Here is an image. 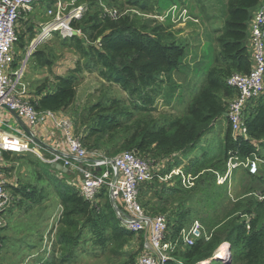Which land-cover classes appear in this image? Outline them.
I'll return each mask as SVG.
<instances>
[{"label": "trees", "instance_id": "obj_1", "mask_svg": "<svg viewBox=\"0 0 264 264\" xmlns=\"http://www.w3.org/2000/svg\"><path fill=\"white\" fill-rule=\"evenodd\" d=\"M44 1L40 0L35 6L45 4ZM98 1L88 0L89 6L97 5ZM168 1L171 7L177 6L188 11L184 6L186 0H156L155 4L151 0H124L125 4L142 13L156 6L158 15L171 8L166 7ZM49 2L54 4L55 0ZM260 4L261 0H225L222 27L216 30L217 36L213 40L212 35L208 36L201 51V59L197 61L201 68L202 83L182 116L154 118L157 99L161 97L163 105H170L172 92L188 81V78L185 80L180 75L187 56V44L178 38L181 32L173 29L171 20L166 19L164 23L154 20L155 23L151 24L138 23L126 17L112 21L100 18V13L91 15L89 12L70 23V28L80 31L81 36L61 39L63 45L72 48L84 64L78 63L77 68L70 70L66 76H55L54 82L47 80L37 87L31 104L36 110L62 114L77 96L82 73L97 72L101 79L118 86L127 95L129 103L105 99L85 108L79 122L75 120L73 125V133L79 137L83 147L100 150L108 158L122 152H132L155 164L175 159V155L185 154L187 150L199 149L201 138L210 131L214 122L222 117L227 119L225 113L228 102L235 95L234 89L227 84L228 78L233 74H248L251 70L248 29L253 12ZM188 14L191 15L189 11ZM28 31L29 41H32L33 26ZM53 34L60 36L59 31ZM20 46H23L22 42ZM33 57L37 68L51 71L53 62L49 55L37 51ZM175 76L180 79L179 82ZM162 87L171 94L163 97ZM245 124L250 141H235L227 120L221 149L213 152L207 146L199 160L196 157L184 167L185 176L190 174L198 177L202 171L215 172L210 175L212 182L206 186L210 191L211 202L208 209L205 206L202 208L201 216L193 206L194 188L200 177L188 189L183 187L180 180L159 186L153 182L158 179H154L140 186L139 202L148 215L170 211L167 218V240L175 239L180 230L189 227L194 220L205 226L209 234L207 240L199 239L192 246L183 247L179 244L165 264H201L204 261H210L208 264H264V218L260 212L264 205L254 198L244 196L251 200L238 206L235 204L232 211L230 203L221 202V196L217 194L218 185L215 184L219 175L216 173L223 174L226 171L228 152H237L243 160L249 156L264 160L260 156L261 151H264V92L248 104ZM4 156L9 159L8 155ZM29 164L39 165L38 160ZM44 165L51 168L49 164ZM53 172L59 181L54 188L61 207L59 228H56L53 244V252L60 250L59 264L73 258L74 250L83 240L86 230L91 233L90 239L102 250L109 248L117 254L130 245L136 234L121 227L105 190L99 196L100 207L95 210L78 195L74 182L67 180L69 174L55 169ZM169 172L167 168L162 175ZM248 177L264 185V176L248 173ZM208 178L209 174L207 178H201L197 185H203ZM226 185L221 187L225 189L229 202L237 203L238 200L229 198ZM12 189L15 194L36 201L37 188L29 185L20 188L18 184ZM260 191L264 192V187ZM148 192L151 195L149 198ZM145 200L149 201L142 204ZM235 211L241 212L234 216ZM193 214L195 217H192ZM141 236L138 252L144 245ZM224 243L230 246L231 256L214 259L218 248L222 245L226 247ZM45 264H54V259Z\"/></svg>", "mask_w": 264, "mask_h": 264}, {"label": "rangeland", "instance_id": "obj_2", "mask_svg": "<svg viewBox=\"0 0 264 264\" xmlns=\"http://www.w3.org/2000/svg\"><path fill=\"white\" fill-rule=\"evenodd\" d=\"M44 2L45 4L40 3L35 6L31 13L22 16L23 18L19 20L16 28L15 66H20L26 53L31 50L30 46L34 43V52L26 65V73L24 76L29 86V94L32 96L35 94L36 88L43 85L47 80L54 82L55 76H66L70 70L77 68L78 63L84 64V61L79 59L72 48L63 45L61 39L68 37L66 29H59V37L51 33L45 35L40 41L34 42L43 32L42 29L48 24L55 22L57 17L61 19L59 23H68L69 12L78 7L83 8L84 14L89 12L93 15L94 13L101 12L99 2L95 6H89L88 0H74L73 2H70V0H61L59 10L58 7L56 10L55 5L50 4L49 0H45ZM151 2L155 4L156 0H151ZM101 4L108 8L118 10L120 14L118 19L129 17L138 23L151 22V24L155 23L154 20L160 23L165 22V20L163 21L156 14V6L152 10L142 13L136 8L125 4L124 0H113L112 3L109 0H101ZM224 4L225 0H186V5L184 6H186L192 15L191 20L186 23L171 21L173 29L181 32L178 38H181L180 40H183L187 44V56L181 66L180 75L185 80L188 78V81L180 84L175 92H172L170 105H163L161 97L157 99V111L154 114V118L177 117L185 113L188 103L202 83L201 68L198 66L199 63L197 61L201 59V51L208 40V36L212 35L213 40L217 36L216 30L222 27V13L226 10ZM170 5L171 2L168 1L166 7H171ZM166 10L167 8L163 12ZM31 26H33L34 32L33 41H29L30 32L28 28ZM68 26L70 27V24ZM20 42L23 44L22 47L20 46ZM37 51H43L50 56L53 62L51 71L47 68H37L33 57ZM175 80L180 81L177 76H175ZM77 89V96L67 110L68 115L74 118V122L75 120L79 122L84 109L99 100L115 99L123 104L129 103L127 95L118 86L104 81L98 76L97 72H83ZM163 92V97L171 94L168 90L163 89ZM230 101L228 102V106ZM226 124L227 119L225 117L215 121L210 131L201 138V147L199 149L187 150L185 154H177L174 157L175 159L169 161H158V168L161 167L158 174L163 180L155 177L149 182L151 183L154 179H158L159 181L154 180L153 182L162 186L169 181L175 183L180 180L183 187L188 189L194 186V180L196 178L200 177V179H205L209 174L208 180L203 185H197L200 179L196 182L193 193V206L199 211V214L204 206L208 209L211 201L209 199L210 191L206 186L212 182L210 175H214L215 172L209 173V171H202L197 175L198 177H192L190 174L185 176L184 167L189 162L195 160L196 157L198 158L196 160H199L207 146H210V151L213 150V152L221 149ZM10 125L14 124L11 122ZM2 129L7 131L5 128ZM260 156L264 157V151H261ZM37 160L39 165L30 166L29 162H37ZM9 161L16 168L15 170L11 169L3 172L7 177V193L11 198L12 207L5 213L6 227L0 232L3 240V247L0 251V264H45L53 259L54 264H59L58 258L60 250L56 249V252H53L56 235L54 230L56 232V228L57 230L59 228L58 220L61 214L60 201L55 195L54 188L59 181L53 169H49L44 165L45 163L32 155L12 156L11 158L9 157ZM177 162L181 163L176 165ZM157 164H153L155 168ZM167 168L170 171L168 175L166 173L162 175L163 172L167 171ZM172 171H176V173H172ZM258 173L259 176H264V164L260 165ZM216 174L220 173L217 172ZM74 178H76L74 175L69 174L67 180L73 182ZM16 182L20 188L28 185L31 188H37V194H35L36 201L33 202L31 199L24 198L21 194H15L12 187H14ZM215 184L218 185L217 188L219 191L217 194L221 196V202L225 204L230 203L229 205L233 206L232 211L234 210L235 204L238 206L251 200L250 198H244V196L251 197L249 194L257 190H263L264 187L257 180L250 179L247 169L243 167L235 170L231 182L226 185L229 198L231 200H238L237 203L229 202L225 189L221 187L222 185H219L217 181ZM150 196L148 192L147 198ZM147 201L149 200H145L142 204H145ZM152 201H155V199H152ZM168 212L153 215H164L167 219ZM240 212L235 211L234 216L240 214ZM260 212L263 213L264 218V208ZM192 217H195V214ZM219 217H222V214H219ZM204 230L208 234L206 227ZM90 236L91 233L88 230L84 231L83 240L75 248L73 258L64 262V264H136L137 256L140 252H138L141 242L140 235H135V239H133L130 245L117 254L112 253L109 248L102 250L99 245L94 244ZM220 248L224 250L223 245ZM226 251H228L227 254ZM53 256L56 258H53ZM224 256H231V250H228L227 245ZM205 262L203 263L205 264Z\"/></svg>", "mask_w": 264, "mask_h": 264}, {"label": "built area", "instance_id": "obj_3", "mask_svg": "<svg viewBox=\"0 0 264 264\" xmlns=\"http://www.w3.org/2000/svg\"><path fill=\"white\" fill-rule=\"evenodd\" d=\"M39 1L0 0V232L6 227L5 213L12 207L11 198L7 193V177L3 172L16 168L4 155L11 158L29 154L45 164H59L67 169V174L76 177L74 184L78 195L95 210L100 207L101 192L106 191L117 218L121 222V227L137 236L143 235L144 245L138 254L137 264H165L170 258V253L179 244L189 247L199 239L207 240L209 235L205 233L198 220H194L189 227L182 228L175 239L167 240L166 217L164 215H148L141 206L139 202L140 186L155 177L163 180L158 174L161 169V167L158 168V164L155 168L153 161L143 159L132 152H122L108 158L100 150H88L83 147L79 137L73 133L74 118L68 113L59 118V114L36 110L31 104L35 95L29 94V86L24 76L26 65L34 52V43L30 46L31 50L26 53L20 66H15L16 28L19 20L23 18L22 16L31 13ZM73 1L70 0V2ZM98 2L101 5L100 18L118 20L120 17L118 10L102 5L101 0ZM54 5L56 10L57 7L59 10L61 0H55ZM57 14L59 15V13ZM83 14L82 7L69 12L68 23L65 27L68 37H71L73 32H76V35H81L80 31H72L68 24L72 20L80 19ZM159 16L163 21L170 19L186 23L191 20L188 11L177 6H172ZM60 20V17H57L55 22L44 27L43 32L34 42L40 41L45 35L59 31H51V26L54 24L58 23V29L62 30L61 27L64 23H59ZM247 43L251 56V70L248 74H233L228 78L227 84L234 89L235 95L225 113L230 124L232 138L242 142L251 140L245 124L247 106L264 92V0H261V4L253 12ZM4 112L14 114L18 119L25 121L30 128L51 122L54 127L62 130L65 138L64 148L47 149L43 144L37 142L31 131H22L19 127L10 125ZM262 164H264V160L260 157L249 156L243 160L237 152H228L226 171L218 175L217 183L228 185L235 170L241 167L246 168L250 175L255 176ZM172 173H176V171H172ZM17 185L16 182L14 186ZM249 196L264 205V192L257 190ZM248 220L249 218H247ZM227 246L229 247L228 244ZM2 247L3 240L0 235V251ZM216 256L214 255V259ZM227 257L223 256L222 258Z\"/></svg>", "mask_w": 264, "mask_h": 264}, {"label": "crops", "instance_id": "obj_4", "mask_svg": "<svg viewBox=\"0 0 264 264\" xmlns=\"http://www.w3.org/2000/svg\"><path fill=\"white\" fill-rule=\"evenodd\" d=\"M66 114L67 111L62 114H59L58 116L60 118L65 116ZM4 116L9 120V124L11 122L14 124L12 126L19 127L22 131H31L32 133H34L37 142L43 144L47 149L51 150L64 148L65 138L63 132L62 130L54 127L51 122H48L45 125H39L35 128H30L29 126H27V123L25 121L18 119L12 113L4 112ZM75 179L76 178H74L73 180L74 183H76Z\"/></svg>", "mask_w": 264, "mask_h": 264}, {"label": "bare ground", "instance_id": "obj_5", "mask_svg": "<svg viewBox=\"0 0 264 264\" xmlns=\"http://www.w3.org/2000/svg\"><path fill=\"white\" fill-rule=\"evenodd\" d=\"M67 25H66V23H64L63 25H62V29L64 30L65 29V27H66ZM51 31H56V30H59L58 29V27H57V24H54V25H52L51 26ZM221 247V246H220ZM219 247V248H220ZM224 247V250L223 249H218L216 252H215V255H217L216 256V258H218V257H220V258H222L224 255H225V250H226V247L225 246H223ZM224 252V253H223ZM226 254H227V252H226ZM210 261H206L205 262V264H208ZM201 264H204L203 262L201 263Z\"/></svg>", "mask_w": 264, "mask_h": 264}, {"label": "water", "instance_id": "obj_6", "mask_svg": "<svg viewBox=\"0 0 264 264\" xmlns=\"http://www.w3.org/2000/svg\"><path fill=\"white\" fill-rule=\"evenodd\" d=\"M76 35V32H73L72 36ZM226 116V114H225ZM51 169H55L56 171L63 173V174H67V169L63 168L61 165L59 164H51L50 165ZM228 250H230V246L228 247Z\"/></svg>", "mask_w": 264, "mask_h": 264}]
</instances>
